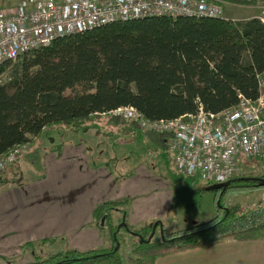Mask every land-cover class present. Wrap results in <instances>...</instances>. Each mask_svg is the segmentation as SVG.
Instances as JSON below:
<instances>
[{
  "label": "trees",
  "instance_id": "1",
  "mask_svg": "<svg viewBox=\"0 0 264 264\" xmlns=\"http://www.w3.org/2000/svg\"><path fill=\"white\" fill-rule=\"evenodd\" d=\"M262 71L264 23L257 17L153 16L60 36L0 64V156L28 143L47 126L77 131L102 114L109 135L138 129L133 122L106 114L120 106L135 107L151 120L195 114L199 104L217 113L236 105L239 93L255 99L257 74ZM142 135L148 149L166 148V135ZM232 183L264 186L231 179L220 201ZM128 205L127 198L106 201L93 212L94 224L107 231L111 247L79 251L65 246L42 258L35 244L27 243L33 259L25 264H123L119 249H114L119 231H134L147 239L153 229L149 224L131 227L125 218ZM115 211L122 215L114 219ZM244 218L245 211L228 208L205 224L164 234L163 241L144 242L136 236L128 264H155L161 256L208 248L226 238L264 237V225L243 227ZM46 242L53 244L56 239L40 244Z\"/></svg>",
  "mask_w": 264,
  "mask_h": 264
},
{
  "label": "crops",
  "instance_id": "2",
  "mask_svg": "<svg viewBox=\"0 0 264 264\" xmlns=\"http://www.w3.org/2000/svg\"><path fill=\"white\" fill-rule=\"evenodd\" d=\"M83 149L65 144L56 153H47L42 174L32 181L14 184L3 173L0 175V264L29 262L26 244L33 243L42 250L50 244H40L42 240L56 239V244L79 251L109 248V234L100 230L93 219L96 207L106 201L129 199L127 223L140 229L157 222L154 235L157 231L168 235L205 224L224 211L217 208L218 192L210 187L202 190L197 186L191 191L192 185L184 192L171 173V165V172L160 174L146 164L118 171L107 163L92 161ZM196 180L212 184L201 177H194L192 183ZM113 214L114 219L122 215L118 211ZM103 224L101 221L100 226ZM155 264H264V237L226 238L208 248L161 256Z\"/></svg>",
  "mask_w": 264,
  "mask_h": 264
},
{
  "label": "built area",
  "instance_id": "3",
  "mask_svg": "<svg viewBox=\"0 0 264 264\" xmlns=\"http://www.w3.org/2000/svg\"><path fill=\"white\" fill-rule=\"evenodd\" d=\"M222 0H19L12 9L0 3V64L48 45L57 37L112 21L156 15L224 18ZM234 4L235 3H231ZM264 23V14L257 16ZM236 105L217 113L148 121L132 106L106 114L137 120L143 131L166 135L176 172L224 184L233 179L242 158L264 152V72L255 99L238 95ZM105 115V114H102ZM29 143L17 144L0 156V175L9 170ZM264 225V205L245 211L243 227Z\"/></svg>",
  "mask_w": 264,
  "mask_h": 264
},
{
  "label": "rangeland",
  "instance_id": "4",
  "mask_svg": "<svg viewBox=\"0 0 264 264\" xmlns=\"http://www.w3.org/2000/svg\"><path fill=\"white\" fill-rule=\"evenodd\" d=\"M15 1L17 0H13L12 2L11 0H0V3L1 6L12 9L16 5L13 3ZM222 1L228 2L223 4V16L227 20H241L264 14V0H244L243 4H238L235 0ZM231 3H235V5ZM100 118L89 121L82 129L77 131L66 129L61 125L47 126L38 135L30 137L28 150L19 155L12 167L3 172V176L14 184L32 181L42 174L43 160L47 153H56L65 144H70L82 146L84 153L90 156L92 161L107 163L110 168L114 167L118 171L135 170L136 167L142 164H146L149 170H152V172L156 171L158 174L161 171L171 172L172 170L171 173L180 181V187L183 188L184 192L189 190L192 185L191 191L197 186L203 190L217 184H207L204 181H197L200 179L196 180L197 183H192L194 177H199L197 175L187 177L183 173L173 170L172 154L166 148L153 151L147 149L142 135L144 131L139 127L128 132L116 131L113 135H109L106 134L109 128L104 124L105 116L101 115ZM122 119L130 122L126 118ZM242 177L264 178V152L253 158H242L239 171L233 179H240ZM243 185L242 183H232V186L225 191L220 201V206L216 204L217 208L220 210H224V208H227V210L228 208H237L240 211H248L256 206L264 205V186L250 187L249 185ZM192 202L197 207V204L193 200ZM186 229H183V232L187 231ZM163 236L162 232L158 233L157 231L152 241H163ZM117 237L119 240L117 249H119L122 262L123 264H128L130 248L136 241V236L131 232L121 229ZM63 247H65L64 244L55 243L46 245L42 250L38 248L35 250L39 257L46 258L48 254L56 252ZM27 256H30L29 262H31L33 258L29 252H27Z\"/></svg>",
  "mask_w": 264,
  "mask_h": 264
},
{
  "label": "water",
  "instance_id": "5",
  "mask_svg": "<svg viewBox=\"0 0 264 264\" xmlns=\"http://www.w3.org/2000/svg\"><path fill=\"white\" fill-rule=\"evenodd\" d=\"M241 180H246V181H257L260 184H264V178L262 177H242L240 178ZM229 181L224 183V184H215V185H211L210 189H212L213 191H217L218 192V200H217V204L220 206V196L223 193V191L225 190V188L228 186ZM225 213L228 212L227 208H224ZM123 225H125V223H123ZM153 229L152 232L149 234L147 239H143L141 236L138 235V233L134 232V231H130L133 235L135 236H139L140 240H143L144 242H150L154 232H155V228L157 226V222L153 223ZM118 248V243L115 247V250Z\"/></svg>",
  "mask_w": 264,
  "mask_h": 264
},
{
  "label": "bare ground",
  "instance_id": "6",
  "mask_svg": "<svg viewBox=\"0 0 264 264\" xmlns=\"http://www.w3.org/2000/svg\"><path fill=\"white\" fill-rule=\"evenodd\" d=\"M156 16H165V15H156ZM167 16L176 17V16H173V15H167ZM255 17H257V16H255ZM137 19H141V18H137ZM117 21H121V20H117ZM263 72H264V71H262V72H260V73L257 74V79H258L259 75H261ZM239 94L243 95L242 93H239ZM243 96H244V95H243ZM245 97H246V96H245ZM133 108H134L137 112L140 113V115H141V117H142L143 119L148 120V121H152V122H154V121H158V120H151V119L145 117L141 111H139V110H138L137 108H135V107H133ZM200 109H202L204 112H207L206 110H204V108H203V106H202L201 104H199L198 112H197V113H199ZM207 113H212V112H207ZM180 117H184V115H183V116H180ZM180 117H178V118H180ZM126 119H128V118H126ZM174 119H175V118H174ZM128 120H129L130 122L135 123V124L140 128L139 123H138L137 120H132V119H128ZM160 120H166V119H160ZM140 129H141V128H140ZM141 130H142V129H141ZM142 131H143V130H142ZM144 132H148V131H144ZM149 132H153V133H157V134H163V133H161V132H157V131H149ZM28 143H29V142H28ZM166 149L170 152V150L167 148V146H166ZM170 153H171V152H170ZM212 183H214V182H212ZM217 184H219V183H217Z\"/></svg>",
  "mask_w": 264,
  "mask_h": 264
}]
</instances>
